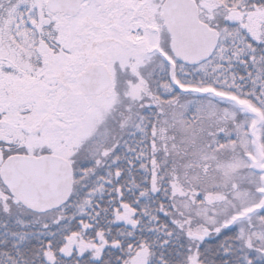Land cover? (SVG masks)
Wrapping results in <instances>:
<instances>
[{"label":"snow or ice","instance_id":"snow-or-ice-1","mask_svg":"<svg viewBox=\"0 0 264 264\" xmlns=\"http://www.w3.org/2000/svg\"><path fill=\"white\" fill-rule=\"evenodd\" d=\"M0 264H264V0H0Z\"/></svg>","mask_w":264,"mask_h":264}]
</instances>
